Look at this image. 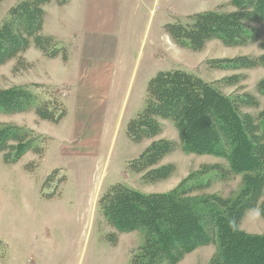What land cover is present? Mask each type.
Returning a JSON list of instances; mask_svg holds the SVG:
<instances>
[{"label":"rangeland","instance_id":"1","mask_svg":"<svg viewBox=\"0 0 264 264\" xmlns=\"http://www.w3.org/2000/svg\"><path fill=\"white\" fill-rule=\"evenodd\" d=\"M20 1L0 0V26L8 19L10 9ZM45 5L41 7L43 18L37 33L43 44L38 46L31 40L26 49L11 54L0 63V90L21 88L34 95L39 103L48 102L51 117H61L56 121L53 117L46 119L34 108L0 114L1 125L30 133L23 136L29 144L28 150L17 161H6L0 152V264H131L133 256L144 244L143 231L121 233L101 212L106 193L116 185L141 194L150 191L153 193L149 194L168 193L177 189L195 199L218 196L234 202L240 197L244 191L242 174L230 173L222 158L184 151L179 130L170 118L154 116L152 120L157 129L137 142L128 136L127 129L131 120L144 111L148 73L152 71L150 76L153 77L167 68L212 84L224 96L234 100L241 114L249 115L257 122L264 111V93L260 90L264 66L231 68L227 63L243 58L255 60L264 55L261 47L264 21L242 22L248 29L256 31L254 41L227 47L219 40L211 39L198 51L177 46L164 28L172 45L187 50L177 51L174 56L175 51H166L167 45L161 46L159 38L158 46L150 49L158 19L165 25L176 23L174 20L178 18L177 21L185 25L191 21V16L187 19L184 16L190 11L234 13L237 10L230 0L198 2L187 11L182 5H176L175 0H160L156 4L153 0H145L141 12L143 23L147 24L152 17L153 23L147 27L146 36L143 35L145 29L133 35V50L129 52L130 62L122 80L117 88L90 87L88 94L87 88L74 86L67 78L61 81L63 86L45 82L43 85L46 86L37 82L24 84L29 80H41L43 76L39 60L27 62L24 58L30 47L39 50L41 58L52 59L43 52L54 45L53 39L49 40L43 32ZM166 59L177 64L165 67ZM243 97H248L245 102H241ZM77 123L81 124V129L88 130L82 140L86 141L88 150L73 148L77 140L80 146L83 145L81 138L74 137ZM161 142L171 143L174 147L144 171L131 168L152 144ZM162 167L171 168V175L150 181L149 172ZM262 205L264 184L254 207L245 210L237 221L240 231L264 236ZM215 250L214 245L199 247L177 264H210Z\"/></svg>","mask_w":264,"mask_h":264},{"label":"trees","instance_id":"2","mask_svg":"<svg viewBox=\"0 0 264 264\" xmlns=\"http://www.w3.org/2000/svg\"><path fill=\"white\" fill-rule=\"evenodd\" d=\"M49 1L21 0L10 9L8 19L0 26V63L26 49L31 40L35 45L43 44L37 33L43 18L41 7ZM67 1L55 0L59 5ZM230 1L237 12L196 14L185 25H166V32L177 46L193 51L202 49L211 39L227 47L256 40V31L242 22H263L264 0ZM52 47L41 51L54 57L59 51ZM261 47L264 49V40ZM255 65L264 66V55L255 60L243 58L227 63L231 68ZM260 90L264 93V82L260 83ZM247 98L243 97L241 102ZM48 106V102L39 103L34 95L21 88L0 90V114L34 108L43 118L59 119L61 116L51 117ZM154 116L167 117L175 123L184 151L224 159L230 173L242 174L244 191L234 202H229L218 196L186 197L177 189L148 195L114 186L103 199V217L121 233L143 231L144 244L131 264H177L185 255L208 245L216 248L210 264H264V236L247 235L237 228V221L245 210L254 207L264 184V111L256 122L241 114L234 100L212 84L174 70L159 73L149 82L144 111L131 120L128 136L137 142L156 130ZM27 135L30 133L20 128L0 124V152L6 161L15 162L26 153L29 144L23 136ZM173 147L167 142L154 143L131 168L144 171ZM170 169L150 170L149 180L169 177L173 171ZM260 211L264 216V205Z\"/></svg>","mask_w":264,"mask_h":264},{"label":"crops","instance_id":"3","mask_svg":"<svg viewBox=\"0 0 264 264\" xmlns=\"http://www.w3.org/2000/svg\"><path fill=\"white\" fill-rule=\"evenodd\" d=\"M159 1L153 0V3L156 4ZM206 1L209 0H189L188 2L175 0V4L182 5L187 11L198 5V2L204 3ZM143 4H145V0H68L63 5H59L55 1L45 5L43 32L46 36H49L47 38L53 39L54 47L59 52L54 57H51L52 59L49 58L48 61L44 56L40 57L39 50L30 47L26 51L24 58L27 62L39 60L43 76L41 80H29L24 84L37 82V84L46 86L43 85L45 82L51 86H63L61 81H63V78H67L69 80L68 83H72L77 87L87 88L88 91L86 93L88 94L90 87L101 89L117 88L125 70L128 69L130 62L129 52L133 50V35L139 34L145 29L143 35L146 36L147 27H151L153 23L154 18L152 17L144 25L141 17ZM217 6L218 4L215 5V7ZM211 11H190L184 16L187 19L189 16ZM150 13L153 14V10H150ZM177 20L179 19L177 18L174 21L180 23ZM161 21L162 19L157 21L158 29L155 30L153 39L150 40V49L158 46L157 39L159 38L161 46L164 43L167 45L166 51H175L174 56L177 55V51H187L178 48L174 44L172 45L170 38L164 34L165 26L175 23H166L164 25ZM29 51H35V53H30L29 55ZM164 63L165 67L177 64L171 59H166ZM167 69L166 71H158L155 76L159 73L175 70ZM151 73L152 71L148 73V83L155 77H151ZM80 126L81 124L77 126V132L74 137L75 139L81 138V142L88 130L81 129ZM70 142L73 147V142ZM85 142L82 141L81 144L83 145L80 146L77 140L73 148L81 147L80 149L82 150H88L89 147L86 146L87 143Z\"/></svg>","mask_w":264,"mask_h":264}]
</instances>
